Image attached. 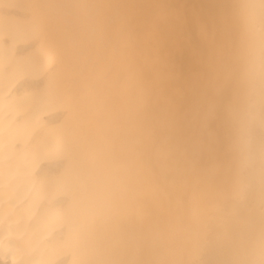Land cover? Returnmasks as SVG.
<instances>
[{"label": "bare ground", "instance_id": "6f19581e", "mask_svg": "<svg viewBox=\"0 0 264 264\" xmlns=\"http://www.w3.org/2000/svg\"><path fill=\"white\" fill-rule=\"evenodd\" d=\"M0 264H264V0H0Z\"/></svg>", "mask_w": 264, "mask_h": 264}]
</instances>
